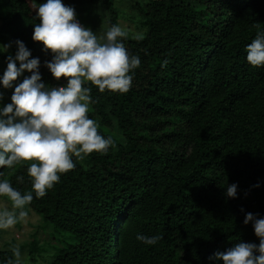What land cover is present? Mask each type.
Instances as JSON below:
<instances>
[{"label": "trees", "instance_id": "trees-1", "mask_svg": "<svg viewBox=\"0 0 264 264\" xmlns=\"http://www.w3.org/2000/svg\"><path fill=\"white\" fill-rule=\"evenodd\" d=\"M62 3L95 34L120 18L131 24L123 43L141 64L126 93L88 82L89 118L114 146L73 157L75 167L26 206L72 239L49 264H222L209 257L258 244L243 219L264 216V66L246 61L245 46L264 31V0H133L123 15L113 0ZM33 22L30 0H0V45L22 41L42 81L62 86L65 78L44 67L51 55L32 40ZM29 163L0 168V179L31 192ZM232 183L234 199L225 195ZM137 234L161 238L146 245ZM28 236L17 247L33 256L40 243ZM13 244L0 250V264L14 259Z\"/></svg>", "mask_w": 264, "mask_h": 264}, {"label": "clouds", "instance_id": "clouds-1", "mask_svg": "<svg viewBox=\"0 0 264 264\" xmlns=\"http://www.w3.org/2000/svg\"><path fill=\"white\" fill-rule=\"evenodd\" d=\"M30 6L39 20L33 22L32 40L42 42L43 50L51 55L44 67L54 79L63 77L66 83L59 87L45 84L38 70L39 58H29L30 50L22 41L0 45V53L12 44L16 48L14 55L5 57L6 68L0 75V87L12 89L11 102L0 106V168L31 161L27 167L31 192L22 194L8 179H0V197L10 202V207L0 203V230L25 219L32 193L43 197L59 182L60 174L75 167L73 157L83 159L114 146L112 138L99 134L97 122L89 118L94 101L88 82L101 93H126L132 84V70L141 64L139 56L130 55L123 43L129 36L125 26L113 24L98 37L78 22L74 8L62 0H45L39 5L30 0ZM245 51L251 66H264V31L256 33ZM25 72L30 75L15 83ZM16 179L22 183L24 177ZM225 195L236 198L237 185L228 184ZM249 222L258 244L236 243L223 252H214L209 259L222 264H264V216L245 213L243 223ZM160 238L136 235L146 245H155ZM13 255L7 264H24L18 248L13 249Z\"/></svg>", "mask_w": 264, "mask_h": 264}, {"label": "rangeland", "instance_id": "rangeland-1", "mask_svg": "<svg viewBox=\"0 0 264 264\" xmlns=\"http://www.w3.org/2000/svg\"><path fill=\"white\" fill-rule=\"evenodd\" d=\"M115 10L119 15L127 14L132 11V3L133 0H113ZM136 1V0H135ZM131 10V11H130ZM120 25L125 26L128 32H133L132 25L127 24L123 19L120 18ZM108 26V25H106ZM89 29H93L92 25L85 26ZM98 37L102 36V34L97 32ZM7 43L1 44L5 45ZM1 54L11 55V47L8 48L6 52L0 53V75L3 74L4 69L6 68V62L2 59ZM18 66V64H17ZM25 73L22 74L21 77L17 78L18 82H22ZM58 85V84H57ZM57 87V86H55ZM12 93V89H4L0 87V106L4 104L10 103V96ZM4 198V199H1ZM0 203L7 204L10 207V202H6V197H1ZM34 235L33 239H36L39 244L40 249H38V253L33 254L31 256L27 251H20L21 256L24 260V264H49L53 258V256L58 252L59 249L65 247L66 244L72 242L70 235L60 233V235L56 234L51 227L47 226L44 222L41 221L38 217L28 214L27 217L21 221H18L12 228L0 230V250L4 249L6 245L13 244L18 248L20 244L24 241H28L29 234ZM9 248V247H8ZM13 251V248L10 247Z\"/></svg>", "mask_w": 264, "mask_h": 264}]
</instances>
